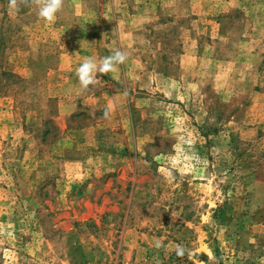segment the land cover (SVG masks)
I'll return each instance as SVG.
<instances>
[{
  "label": "rangeland",
  "instance_id": "1",
  "mask_svg": "<svg viewBox=\"0 0 264 264\" xmlns=\"http://www.w3.org/2000/svg\"><path fill=\"white\" fill-rule=\"evenodd\" d=\"M40 2L0 0V264H264V0Z\"/></svg>",
  "mask_w": 264,
  "mask_h": 264
},
{
  "label": "clouds",
  "instance_id": "2",
  "mask_svg": "<svg viewBox=\"0 0 264 264\" xmlns=\"http://www.w3.org/2000/svg\"><path fill=\"white\" fill-rule=\"evenodd\" d=\"M63 0H41L39 4L38 16L46 21L55 19L57 12L62 7ZM129 53L122 49H115L111 54L101 57L99 60L89 56L79 63L77 68V75L79 82L83 88L96 83L98 73H109L113 71L117 65L125 63L128 59ZM107 111H105V116ZM161 242H156V247H160ZM176 255L183 257L186 254V248L182 244H176Z\"/></svg>",
  "mask_w": 264,
  "mask_h": 264
}]
</instances>
